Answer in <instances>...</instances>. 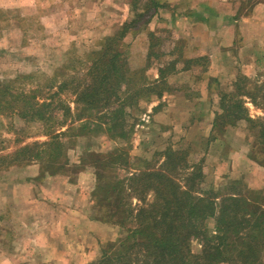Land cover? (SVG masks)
I'll return each mask as SVG.
<instances>
[{
	"label": "rangeland",
	"instance_id": "obj_1",
	"mask_svg": "<svg viewBox=\"0 0 264 264\" xmlns=\"http://www.w3.org/2000/svg\"><path fill=\"white\" fill-rule=\"evenodd\" d=\"M241 4L242 8H246L247 1H241ZM153 13L152 0H0V202L7 201L6 188L14 187L17 191L16 197L23 198L25 195L30 200L32 209V206L46 204L47 209L42 211L50 215L51 203H55V206L65 203L54 195L61 193V188L68 191L64 187L70 186L82 187L83 191L77 189L74 194L85 193L92 201V195L87 192L96 187L92 176L90 177L95 169L88 163L80 164V160L89 151L100 155L121 153L130 164L136 156L151 158L153 151L167 146L187 149L190 159L194 163L199 162L204 173L203 187L206 189L217 190L231 180H239L246 187L264 193V167L249 156L253 137L248 130L247 121L241 119L224 128L212 126L207 135L208 119H203L206 115L193 110L191 117L197 118L195 129L180 131L174 128L176 124L166 120V113H161L159 121L162 123L152 118V110L149 108L156 94H149L147 100L140 99L139 105L130 110L129 122L134 125L126 139L112 140L104 133H92L76 139L61 136V140L67 145L68 170L59 173V180L53 182L49 177L52 175L48 174L49 171H44L40 159H35V152L46 149V146L50 149L46 143L57 140L54 135L60 125L56 121H60L62 111L57 107L56 101L67 96V92H63V95L59 93L60 97H51V93L57 89L64 77L84 72L85 65L89 63L86 60L89 55L103 47L106 37L118 32L120 37L114 43L126 54L130 69L146 68L145 74L149 80L158 77V68L165 71V80L162 79L152 86L154 90L163 87L169 90L179 89L189 95L191 102L200 100L202 81L207 78L210 58L206 55L185 56L176 41V28L147 29L145 24ZM152 31L157 36L150 35ZM175 43L179 48L172 50ZM170 62L175 65L172 69H166ZM243 68L245 66L240 65L237 73H227L221 82L210 76L209 87L214 84V90L208 97L211 100L217 98L213 119L216 112H222L219 108L221 93L233 90L232 84L239 74L255 80L262 79L264 64L253 66L246 72V68ZM44 86L52 88L46 91V88H41ZM233 100H241L242 105L244 103L246 113L251 119L264 115L263 109L254 105L249 98ZM37 114L41 115L43 121L30 120V115ZM64 129L65 126L60 128L62 131ZM192 135L200 137H197L199 144H191ZM222 149L226 151L224 154L220 153ZM228 152L229 157H225ZM233 157H236L234 162ZM225 158L229 159V163ZM80 166L83 167L76 171ZM132 166L135 165L121 167L115 173L118 177H123L127 176V171L136 172L140 168ZM80 172L89 177L78 178ZM75 202L77 205V201L72 204L75 205ZM26 217L28 216L25 212L18 209L15 223L22 225L21 220ZM207 225L211 229L213 221H209ZM112 226L117 229L115 239L124 236L118 226ZM59 228L48 226V233ZM71 230L72 236L80 233L79 230L72 233L77 229ZM16 247L20 245L16 244ZM191 250L194 253L200 252L201 247L197 240H192ZM217 264L230 263L222 261Z\"/></svg>",
	"mask_w": 264,
	"mask_h": 264
},
{
	"label": "trees",
	"instance_id": "obj_2",
	"mask_svg": "<svg viewBox=\"0 0 264 264\" xmlns=\"http://www.w3.org/2000/svg\"><path fill=\"white\" fill-rule=\"evenodd\" d=\"M152 5L154 12L157 5ZM149 34L157 36L153 31ZM117 37L119 32L106 37L103 47L86 59L89 63L85 71L64 77L51 93V97H60L59 93L67 92L56 101L62 111L60 121H56L60 125L54 135L57 140L46 143L50 149L46 146L34 153L50 175L68 170L67 145L61 136L76 139L104 133L112 140L126 139L134 125L129 122L130 110L139 105L140 99L147 100L149 94L160 96L163 89L169 90L152 88L165 80L161 68L155 80L147 79L146 68L130 69L126 54L114 43ZM174 65L170 62L166 69ZM232 86V91L221 93L222 112L215 113L212 126L224 128L241 119L247 121L253 137L249 156L264 167V115L251 119L244 103L233 100L249 98L264 112V74L259 80L239 74ZM41 88L50 91L52 86ZM30 118L43 121L38 114ZM152 157L136 156L129 164L121 153L100 155L89 151L80 160V164L88 163L95 169V218L118 226L124 233L104 243L99 258L88 264H264L263 192L239 180H231L217 190L204 188L202 166L190 159L187 149L167 146L153 151ZM126 165L140 168L118 177L115 170ZM209 221H213L211 229ZM192 240L200 244L199 253L192 252Z\"/></svg>",
	"mask_w": 264,
	"mask_h": 264
},
{
	"label": "crops",
	"instance_id": "obj_3",
	"mask_svg": "<svg viewBox=\"0 0 264 264\" xmlns=\"http://www.w3.org/2000/svg\"><path fill=\"white\" fill-rule=\"evenodd\" d=\"M241 1L243 0H152L157 9L145 24L146 28H176V41L185 56L206 55L210 58L207 78L202 81L200 100L191 102L189 95L179 89L164 90L150 104L149 109L156 122L162 123L159 121L161 113H166V120L176 124L174 128L180 131L186 129L188 132L190 128L195 129L197 118L192 119L191 114L193 110H197L206 115L203 119H208V135L212 129L217 103V98L211 100L208 97L214 90V84L209 87L210 76L221 82L227 73H237L240 65L245 66L246 69H243L246 72L253 66L264 64V0H246V8H242ZM197 137L200 139L199 136L192 135V145L200 143ZM224 152L226 151L222 149L220 153ZM227 154L229 152L225 153V157H229ZM233 158V162L236 161V157ZM227 160L229 163V159L225 161ZM59 176L57 173L49 177L55 182L54 180H59ZM77 176L89 177L84 172ZM91 176L96 184L95 172H91ZM64 188L68 191L61 188V193L57 192L54 196L59 197V201H64L66 205L60 203L55 206V203H51L50 215L42 211L47 209L46 204L32 206V209L30 200L25 195L23 198L16 197L14 187L6 188L7 201L0 202V264H88L99 258L104 243L114 241L117 229L110 222L95 218L94 201L89 200L85 193L74 194L75 190L84 189L73 186ZM92 191L87 194L92 195ZM72 200L78 204H72ZM18 209L28 216L21 218L22 225L15 223ZM48 226L60 227L61 231L55 229L48 233ZM71 229H77L72 233L79 230V235H70ZM16 244L20 247L15 248Z\"/></svg>",
	"mask_w": 264,
	"mask_h": 264
}]
</instances>
